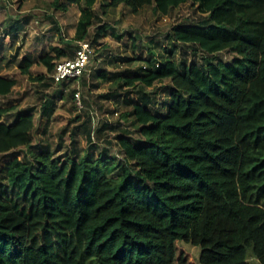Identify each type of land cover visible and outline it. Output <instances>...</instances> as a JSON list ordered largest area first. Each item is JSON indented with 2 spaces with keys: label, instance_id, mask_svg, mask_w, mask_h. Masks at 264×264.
<instances>
[{
  "label": "trees",
  "instance_id": "1",
  "mask_svg": "<svg viewBox=\"0 0 264 264\" xmlns=\"http://www.w3.org/2000/svg\"><path fill=\"white\" fill-rule=\"evenodd\" d=\"M11 1L21 10L30 0ZM44 1L62 13L81 7L74 41L61 38L65 48L39 58L53 73L89 38L97 0ZM187 1L107 6L166 17ZM199 1L209 16L173 28L168 58L153 54L142 72L116 75L120 90L139 91L132 115L141 138L118 139V176L107 157L5 160L32 146L35 117L28 110L8 123L16 108L0 107V264H264V0ZM177 45L201 62L175 58ZM225 52L232 61L219 60ZM32 65L25 59L22 72ZM165 81L169 102L153 109L157 94L147 90ZM17 84L0 76V96ZM184 243L201 249L199 261Z\"/></svg>",
  "mask_w": 264,
  "mask_h": 264
},
{
  "label": "rangeland",
  "instance_id": "2",
  "mask_svg": "<svg viewBox=\"0 0 264 264\" xmlns=\"http://www.w3.org/2000/svg\"><path fill=\"white\" fill-rule=\"evenodd\" d=\"M109 1L97 0L93 9L90 36L85 41L92 44L94 54L86 75L64 89L53 83L52 73L47 72L39 58L50 52L51 46L64 47L61 38L74 41L82 18L81 7L62 13L44 0H30L18 10L13 1L0 0V76L18 82L11 94L0 96V107L15 106L6 119L8 123L28 110L35 117L32 146L6 155L5 160L16 157L34 160L43 151L64 160L68 156L79 161L107 157L114 162L108 174L114 177L120 174L118 163L123 156L118 139L123 131L130 132L132 140L141 139L132 115V105L140 98L134 88L120 90L116 75L134 76L142 72L143 61L150 60L153 54L160 60L168 58L165 50L176 44L170 38L173 28L201 22L209 16V11L200 8L199 0H189L169 16L161 17L153 12V7L133 13L124 5L110 8ZM76 46L68 48V57ZM174 57L189 64L201 62V57H195L191 48L181 45H177ZM233 57L225 52L219 55V60L230 62ZM26 58L33 60L29 75L22 72ZM104 73L107 79L100 77ZM169 86L170 82L165 81L147 90L149 94H157V106L153 109H162L169 102ZM183 245L199 261L201 249Z\"/></svg>",
  "mask_w": 264,
  "mask_h": 264
},
{
  "label": "built area",
  "instance_id": "3",
  "mask_svg": "<svg viewBox=\"0 0 264 264\" xmlns=\"http://www.w3.org/2000/svg\"><path fill=\"white\" fill-rule=\"evenodd\" d=\"M94 48L88 41L77 42L75 56L57 63L51 77L55 84L80 80L88 71ZM159 66V64H157ZM78 97V102H80Z\"/></svg>",
  "mask_w": 264,
  "mask_h": 264
},
{
  "label": "crops",
  "instance_id": "4",
  "mask_svg": "<svg viewBox=\"0 0 264 264\" xmlns=\"http://www.w3.org/2000/svg\"><path fill=\"white\" fill-rule=\"evenodd\" d=\"M77 34V28H76V30H75V35ZM66 41H68L69 42V40H66ZM71 42V41H70ZM63 44V43H62ZM63 46L64 47H62V46H60V48H65V45L63 44ZM75 56V53H73V55H72V57H63L60 61H62V60H65V59H71V58H73ZM26 59H30V58H26ZM30 60H32V59H30ZM87 73V72H86ZM86 75V74H85ZM84 75V76H85ZM10 79H13V78H10ZM75 81H78V80H74V81H68V82H65L64 84H62V86L61 87H63L64 89H67L71 84H72V82H75ZM55 84V83H54ZM59 85V84H58ZM60 86V85H59Z\"/></svg>",
  "mask_w": 264,
  "mask_h": 264
}]
</instances>
